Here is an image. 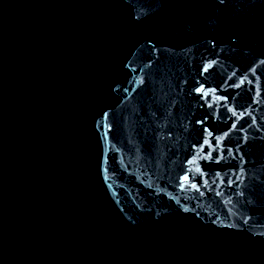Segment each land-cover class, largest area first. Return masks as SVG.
Wrapping results in <instances>:
<instances>
[{
    "label": "water",
    "instance_id": "water-1",
    "mask_svg": "<svg viewBox=\"0 0 264 264\" xmlns=\"http://www.w3.org/2000/svg\"><path fill=\"white\" fill-rule=\"evenodd\" d=\"M0 264H264V0H0Z\"/></svg>",
    "mask_w": 264,
    "mask_h": 264
}]
</instances>
